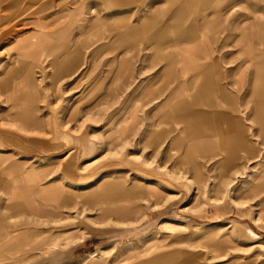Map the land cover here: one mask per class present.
Listing matches in <instances>:
<instances>
[{
    "label": "rangeland",
    "instance_id": "rangeland-1",
    "mask_svg": "<svg viewBox=\"0 0 264 264\" xmlns=\"http://www.w3.org/2000/svg\"><path fill=\"white\" fill-rule=\"evenodd\" d=\"M216 2L212 30L202 22L214 11L191 0H20L0 21V242L15 246L0 264H264V146L223 170L219 148L175 137L186 79L178 91L180 76L161 74L163 44L126 29L148 13L181 19L216 39L218 57L242 17L264 22V0ZM15 40L35 60L17 59ZM233 78L245 87L244 73Z\"/></svg>",
    "mask_w": 264,
    "mask_h": 264
},
{
    "label": "crops",
    "instance_id": "crops-1",
    "mask_svg": "<svg viewBox=\"0 0 264 264\" xmlns=\"http://www.w3.org/2000/svg\"><path fill=\"white\" fill-rule=\"evenodd\" d=\"M1 1L4 3L0 6V21L14 18L15 12L19 11L20 0ZM191 1L201 3L214 11L213 19L202 22L207 29H214L219 21L218 11L221 5L216 0ZM1 12H11L12 14L7 18L2 16ZM245 20L246 18L242 17L239 21L240 25H235L234 30L228 32L219 48L220 55L218 57L214 56L212 50V44L216 39L214 37L201 38L197 33L198 26L185 24L181 19L172 22L169 27V24L162 25L154 14L148 13L144 15L141 26H127L126 28L127 33L131 36L130 42L140 36L152 39L155 46L163 44L161 48L156 46V51L165 52V58L171 60V66L163 67L161 74L179 75L181 84L177 87L178 91L185 92L184 81L186 79L189 95L186 102V114L176 119L183 123V135L175 137H185L188 144H192L193 140L198 138L219 148L220 152L224 154L220 166L223 170L233 168L238 162L239 156L251 158L257 156L264 146V22L246 24ZM29 22L31 23L28 21V24H30ZM169 28H171V33H169ZM32 33H35V30L25 37H29ZM230 38H233L231 46L235 50L222 51L230 46L228 44ZM117 39L119 44L126 42L122 36H117ZM17 41L15 40L16 58L26 61L35 60L38 56L36 49L18 52ZM40 45L41 47H39L45 50L48 38L45 37ZM235 53H243L245 56L235 65L223 68L222 63L228 64ZM123 63L126 64L127 61L123 60L121 65ZM244 66H246L245 70ZM184 73H187V76ZM237 73H244L243 80L246 81L244 88L235 87L237 82L233 76ZM181 76L184 78L182 79ZM192 81L200 84L198 89L194 87L193 93ZM202 107H206V109ZM161 113L163 119L174 118L165 109ZM34 176L35 172L31 170L25 174L23 179L34 181L36 179ZM13 184V180H11L8 185V194L11 197L17 196V190ZM260 185L264 187V183ZM3 186L4 182L0 181V187ZM34 186H27L28 190L31 189L32 194H35ZM44 193L46 194V192ZM47 197L50 196L45 195L44 199L46 200ZM3 233L0 228V235ZM8 244L0 242V250L12 251L15 248L14 244Z\"/></svg>",
    "mask_w": 264,
    "mask_h": 264
},
{
    "label": "bare ground",
    "instance_id": "bare-ground-1",
    "mask_svg": "<svg viewBox=\"0 0 264 264\" xmlns=\"http://www.w3.org/2000/svg\"><path fill=\"white\" fill-rule=\"evenodd\" d=\"M38 46H40V45H38ZM30 49H33V48H32L31 46H28V49H27V50H30ZM39 49H40V48H39ZM18 52H20V51H18ZM18 59H19V58H18ZM229 142H230V141H229ZM232 149H233V148H232ZM232 149H231V150H232ZM234 149H235V148H234ZM231 152H232V151H231ZM232 154H235V153H232ZM235 156H236V155H235ZM233 159H235V158L233 157ZM231 160H232V159H231ZM231 160H229V161H231ZM233 161H234V160H233ZM229 163H230V162H229ZM232 164H234V163H232ZM33 175H34V174H33ZM33 175H32V176H33ZM30 177H31V176H30ZM30 177H29V178H30ZM34 177H35V176H34ZM34 177H33V179H34Z\"/></svg>",
    "mask_w": 264,
    "mask_h": 264
}]
</instances>
